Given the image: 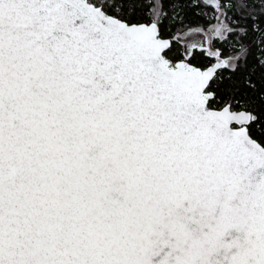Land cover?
Segmentation results:
<instances>
[{
    "label": "snow or ice",
    "instance_id": "snow-or-ice-1",
    "mask_svg": "<svg viewBox=\"0 0 264 264\" xmlns=\"http://www.w3.org/2000/svg\"><path fill=\"white\" fill-rule=\"evenodd\" d=\"M0 264H264V0H0Z\"/></svg>",
    "mask_w": 264,
    "mask_h": 264
},
{
    "label": "trees",
    "instance_id": "trees-1",
    "mask_svg": "<svg viewBox=\"0 0 264 264\" xmlns=\"http://www.w3.org/2000/svg\"><path fill=\"white\" fill-rule=\"evenodd\" d=\"M196 11L199 12V11H201V9H197ZM203 11L209 12L210 9L203 8ZM205 23H206L205 17H197L195 14H191L183 22L184 25H187V28H189V27H202V26H205ZM177 27H182V25L180 24L179 21L177 22ZM187 28H184V30H186Z\"/></svg>",
    "mask_w": 264,
    "mask_h": 264
},
{
    "label": "rangeland",
    "instance_id": "rangeland-1",
    "mask_svg": "<svg viewBox=\"0 0 264 264\" xmlns=\"http://www.w3.org/2000/svg\"><path fill=\"white\" fill-rule=\"evenodd\" d=\"M213 22H215V21H213ZM189 28H195V27H189ZM186 30H187V29H186ZM186 30H185V31H186ZM189 39H193V40H194V39H199V37L193 36V37H189Z\"/></svg>",
    "mask_w": 264,
    "mask_h": 264
}]
</instances>
